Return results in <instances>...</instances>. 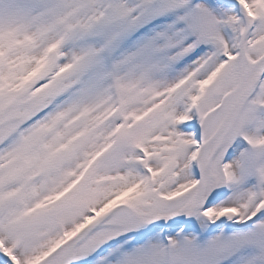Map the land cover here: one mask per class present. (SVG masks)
I'll return each instance as SVG.
<instances>
[{
	"label": "snow or ice",
	"instance_id": "obj_1",
	"mask_svg": "<svg viewBox=\"0 0 264 264\" xmlns=\"http://www.w3.org/2000/svg\"><path fill=\"white\" fill-rule=\"evenodd\" d=\"M0 264H264V0H0Z\"/></svg>",
	"mask_w": 264,
	"mask_h": 264
}]
</instances>
